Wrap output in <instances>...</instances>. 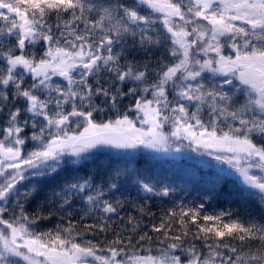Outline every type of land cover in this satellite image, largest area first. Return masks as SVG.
Returning <instances> with one entry per match:
<instances>
[{"label":"snow or ice","instance_id":"1","mask_svg":"<svg viewBox=\"0 0 264 264\" xmlns=\"http://www.w3.org/2000/svg\"><path fill=\"white\" fill-rule=\"evenodd\" d=\"M0 264H264V0H0Z\"/></svg>","mask_w":264,"mask_h":264},{"label":"trees","instance_id":"2","mask_svg":"<svg viewBox=\"0 0 264 264\" xmlns=\"http://www.w3.org/2000/svg\"><path fill=\"white\" fill-rule=\"evenodd\" d=\"M142 254H146V253H142Z\"/></svg>","mask_w":264,"mask_h":264}]
</instances>
